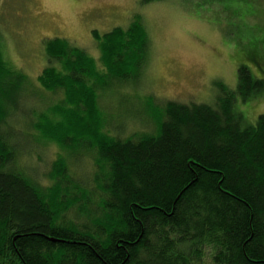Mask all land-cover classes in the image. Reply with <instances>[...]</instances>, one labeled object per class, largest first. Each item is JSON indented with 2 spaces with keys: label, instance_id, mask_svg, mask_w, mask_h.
Masks as SVG:
<instances>
[{
  "label": "trees",
  "instance_id": "16d2710c",
  "mask_svg": "<svg viewBox=\"0 0 264 264\" xmlns=\"http://www.w3.org/2000/svg\"><path fill=\"white\" fill-rule=\"evenodd\" d=\"M2 28L0 264H264V109L245 108H264V47L248 42L252 65L219 82L215 102H160L139 94L151 64L141 17L95 30L98 59L45 38L36 81L8 57ZM130 98L153 130L109 129Z\"/></svg>",
  "mask_w": 264,
  "mask_h": 264
},
{
  "label": "rangeland",
  "instance_id": "374dc122",
  "mask_svg": "<svg viewBox=\"0 0 264 264\" xmlns=\"http://www.w3.org/2000/svg\"><path fill=\"white\" fill-rule=\"evenodd\" d=\"M249 1L255 16L251 15ZM146 3L144 0H0V24L7 40L8 57L36 81L48 65L43 50L45 38L71 40L98 59L101 53L94 39L95 30L106 33L116 27L126 28L136 17H141L150 36L151 64L139 94H145V100L154 95L160 102L211 104L215 102L219 82L233 86L239 65L243 62L252 65L245 61L248 42L264 47V0ZM228 6H232L231 10L235 6L239 16L227 11ZM257 53L264 62V51ZM54 97L55 102H59L63 94L56 93ZM130 100L124 109V105H119L123 113L121 119L115 114L116 121L112 122L109 117V129L121 136L153 130L155 124L151 113L145 110L144 100ZM153 104L156 105L155 101ZM245 108L252 118L264 109L255 104ZM32 152L33 149L23 151L26 155ZM41 154L43 160L51 157L48 152ZM31 160L36 162L33 156ZM33 174L40 176L34 169Z\"/></svg>",
  "mask_w": 264,
  "mask_h": 264
}]
</instances>
